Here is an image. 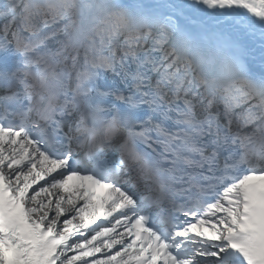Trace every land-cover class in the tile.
Listing matches in <instances>:
<instances>
[{"label":"snow or ice","instance_id":"snow-or-ice-1","mask_svg":"<svg viewBox=\"0 0 264 264\" xmlns=\"http://www.w3.org/2000/svg\"><path fill=\"white\" fill-rule=\"evenodd\" d=\"M0 264H264V0H0Z\"/></svg>","mask_w":264,"mask_h":264}]
</instances>
